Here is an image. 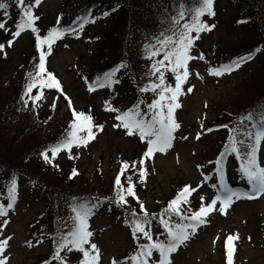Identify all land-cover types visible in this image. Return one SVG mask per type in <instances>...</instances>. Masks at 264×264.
Listing matches in <instances>:
<instances>
[{
  "label": "rangeland",
  "instance_id": "374dc122",
  "mask_svg": "<svg viewBox=\"0 0 264 264\" xmlns=\"http://www.w3.org/2000/svg\"><path fill=\"white\" fill-rule=\"evenodd\" d=\"M68 1L41 0L40 5H33L34 16L39 17L35 24H41L43 28L36 34L30 28H25L18 37L12 35L16 31L18 17L5 19L4 12H0V21H6V27L0 29V44L5 45L0 51V81L6 80L22 65L24 70L30 68L37 57L36 36L48 35L47 29L54 24ZM233 4V0H213L214 16L206 21L215 27L204 31L196 44V57L203 54L204 59H194L188 65L189 76L185 92L180 97L181 110L178 112L181 128L174 136L170 148L164 152H155L150 158L143 155L147 150V141H142L138 132L129 136L122 126H113L121 125V122L116 120V114L105 108L110 95L107 89L91 90L86 83V78L90 77L84 74H94L106 67L100 62L93 64L92 55L98 48L94 36H107L111 30L110 19L90 23L76 36L66 35L56 39L51 50L48 44L41 45V50L46 54L45 74L51 72L60 83L59 90L45 89L41 94L40 102L46 110L43 108L39 117L41 119L46 116L50 120L53 135L49 141L57 138L69 123L75 121L73 110L92 117L94 133V138L88 139L86 144H74L71 150L64 149L57 154L51 164L55 167L51 169L54 172L52 178L65 179L76 169L78 175L72 180L78 186L109 190L114 184L119 160L132 161L143 156L141 169L145 177L140 182L135 181L136 203L153 208L154 203L160 199L165 200L185 183L195 191L184 204V210L190 212L199 208L201 197L205 205L210 203L215 198L216 187H212L215 181L208 160L216 152L225 134V131L218 132L212 125L220 123V118L228 121L233 119L234 115L250 108L264 93L262 58L247 61L220 76L208 71L216 64L215 60L219 61L218 55L222 51L229 50L234 44L233 52L245 49L241 45L242 40L247 39L249 43L256 32L255 28L250 27L248 18V22L237 19L240 14ZM8 40L13 41L11 46H8ZM87 67L96 68L89 70ZM188 88H192V92L189 93ZM100 125L103 126L102 130ZM209 128L212 131H207ZM77 135L87 136L86 132ZM258 156L264 167V139ZM49 157L51 159V154ZM226 171V181L230 182V186L247 189L246 179L236 170L235 162L229 160ZM206 176L211 179L205 180ZM17 196V206L6 218L7 225H3V219L0 221V240L4 236V239L11 237L0 258L6 256V264H36L52 251L49 244L33 247L25 244L31 236L32 220L45 209L44 196L40 191L25 185H22ZM233 199L235 202L224 214L219 212L218 201L216 208L204 218L205 223L199 225L194 233L189 230L188 239L169 254L171 264H227L226 241L229 235L237 237L233 241V264H264V194L252 199L243 196L239 200L235 197ZM164 219L173 224L171 220ZM120 222L116 214L109 212L106 207H98L89 217L92 236L86 246L89 248L93 243L97 246V264H113V261L125 264L123 259L134 248L136 241ZM150 230L163 235L156 229V225L150 226ZM73 254L66 250L61 252L69 261Z\"/></svg>",
  "mask_w": 264,
  "mask_h": 264
},
{
  "label": "trees",
  "instance_id": "16d2710c",
  "mask_svg": "<svg viewBox=\"0 0 264 264\" xmlns=\"http://www.w3.org/2000/svg\"><path fill=\"white\" fill-rule=\"evenodd\" d=\"M233 1V5L240 14L237 17L248 18L251 23L250 27L255 28L256 32L251 36L249 43L247 39L242 40L241 45L245 49L233 52L232 49L236 46L234 44L229 50L222 51L221 55H218L219 62L234 60L241 54L250 53L251 55L257 54L264 60V0ZM5 2L9 8L17 7L15 0H5ZM26 2L32 3L33 1L26 0ZM182 6L192 8L193 11L181 19L180 24L177 25L174 22V17L179 19V11ZM196 6L198 4H194L193 0H69L60 13L59 23H57L58 20L54 22L47 32L52 28L68 27L69 25L75 32H81L96 20L110 19L109 28L111 30L107 36H94V43H97L98 48L92 55L93 64L96 65L100 62L106 67L95 72L96 75L91 73L84 75L90 77L91 85L101 84L110 88L107 108L115 109V112L122 114L139 105L142 113H148L147 105L152 100L158 99L162 91L158 87L161 73L164 76V86L175 87L172 66L171 68L167 67L168 61H164L163 64L157 63L163 60V52L167 50L164 47V42L169 37L175 39V33L179 31L183 23L191 22V16L194 15ZM105 11L108 12L107 16L103 15ZM205 15L201 17L203 21ZM81 24H83L82 28ZM38 25L35 33L41 32L43 28L41 24ZM191 35L193 36L192 33ZM153 51H158L160 54L152 55ZM36 55L37 57L30 64V68L24 70L22 65L15 69L6 80L0 81V203H4L5 206L7 204V187L13 176L17 180V188L25 180L28 186L40 191L44 196L45 209L31 223L35 230L33 235L36 238L42 237L45 242H51L55 247L60 242V237L66 235L74 227L75 213L71 206L77 202L90 204L96 201H105L114 209H119L118 211L121 212L119 218L126 221V217L130 226H133L134 219H143L145 212L148 220L159 221L162 214L165 217L172 215V218L180 220L178 216L165 211L173 196H167L165 200H158L153 204L152 210L144 209L142 212L131 202H128L129 205L125 203L120 208V203L118 204L114 199L117 194L112 187L109 190L91 189L78 186L79 184L69 180L68 177L65 179L52 178L54 172L51 169L55 167L46 164L39 154L65 139L71 131V123L67 125L62 134L49 141L50 136L53 135L50 120L46 116L41 118L42 120L39 117L44 105L39 100L35 101L33 105V101L25 95L30 80L29 74L35 77L38 71L36 67L39 63L38 52ZM121 63L127 67L121 68L112 78L113 81L119 82H107L105 73L113 71ZM153 65L156 66L155 69ZM87 68L90 70L96 67ZM44 75L46 78V74ZM146 86L149 87V91L141 92L140 89ZM151 86L157 87L153 91ZM44 89H48V87H40L37 82L31 95L41 94ZM164 95L166 100L161 103L166 105L171 93L165 92ZM24 100H28L27 106L24 105ZM261 104H264V93L261 99L250 105V108L239 112L240 114L234 115L233 119L228 121L226 118H220L221 124H227L229 129L226 134V144L230 131L244 115L246 120L239 124L238 129L235 127L238 130L235 134L236 138L240 139L241 134L245 131L255 133L256 129L253 125L259 127V121L264 117V113L256 115L254 120H248L247 117L248 113ZM164 112L165 114L167 112L166 106ZM150 115L151 113L145 118H150ZM223 148L220 152L224 151ZM31 181H35V185ZM159 203L161 204L155 206ZM133 213L136 214L135 217ZM140 243L143 242L138 241V245ZM144 243L147 244L149 241ZM136 250L139 251V247ZM52 255L54 256V254ZM81 255L82 253L78 252L72 256L71 263L77 262ZM132 256L133 254L130 253L129 258Z\"/></svg>",
  "mask_w": 264,
  "mask_h": 264
},
{
  "label": "snow or ice",
  "instance_id": "6c2138e0",
  "mask_svg": "<svg viewBox=\"0 0 264 264\" xmlns=\"http://www.w3.org/2000/svg\"><path fill=\"white\" fill-rule=\"evenodd\" d=\"M194 4H198L194 8V15L191 16V22L183 23L182 27L178 32L175 33L176 38H168L164 42L165 50L163 52V60L158 61L157 63L163 64L164 61H168L172 66V72L175 75V87H165L164 86V76L163 73L160 74V87L162 91L160 92L159 98L152 100L150 104L147 105L148 113H142L140 111L139 105L135 106V109H129L128 111L123 112L122 114L116 115V120L121 122V125H113L114 127L122 126L129 136L134 133H139V138L143 141H147V150L143 153L144 157L150 158L155 152H164L166 149L172 146L173 132L180 127L178 123L173 119V110L180 107V104L176 102L178 95L181 93V86L187 80L189 76V71L187 70V64L190 60L194 59H204L203 54L199 57L190 55V50L193 49L194 39L199 38V34L202 31L211 30L215 25L206 24L201 17L205 14L208 16H214L213 12V0H193ZM16 6L18 9L23 10V16L25 20L23 23H17L15 25L16 31L12 33L13 36L18 37L21 34V31L24 28H30L33 32H36L37 29L33 26V22L38 20V16L33 15V4L26 2V0H15ZM41 0H34V5H40ZM9 5L5 0H0V10H4V15L7 16ZM193 9L182 6L179 11V19H175V24L179 25L180 20L184 19ZM104 16L108 15V12L103 13ZM59 23V20L57 21ZM74 23V22H73ZM6 27V21H0V29ZM83 27V24L80 25ZM75 31L71 25L68 27L61 28H52L49 31L47 36L37 35L35 38L36 48L39 50L41 45L48 44L49 50H51L52 43L61 37L64 33ZM196 33V36H192L191 33ZM8 46H11L13 41L8 40ZM5 45L0 44V51L4 49ZM158 51H153L152 55H159ZM45 52L40 51L39 54V63L36 66L38 71L36 72L35 77H32L31 74L29 83L27 84L25 95L33 101L41 99L40 94L34 96L31 95L33 88L36 87L37 82L40 87L56 88L60 89V83L56 80L54 75L51 72L46 73L45 78ZM250 57H241L239 60H234L230 64H222L217 68H209V73L220 76L225 72H230L233 67H239L240 61L248 59ZM127 66L123 63L118 65L113 71L105 73L107 82L109 83H118L119 81H113L112 78L120 71L121 68H126ZM155 65L153 68L155 69ZM183 69L181 73L180 70ZM158 70V69H157ZM103 86V85H101ZM157 86H151L154 91ZM141 92L149 91V87H143L140 89ZM187 91L192 92V88H188ZM165 92H170L171 95L168 97L169 102L165 105L162 104V101L166 100L164 95ZM65 99H68L65 97ZM69 107H71V101H68ZM24 105H28V100H24ZM167 108L165 114L164 108ZM54 107V105H53ZM115 111V109H113ZM151 113L150 118H145L148 114ZM72 116L75 117V121L71 123V131L68 133L65 139H62L49 149L41 152L39 155L43 158L46 164H52L53 159L57 156L59 152L64 149L71 150L72 146L75 144L77 146L86 144L88 139L94 138L92 117L86 115L84 112H77L73 110ZM247 119L251 120L252 117L248 116ZM102 130L103 126H99ZM222 127H227L223 125ZM256 129L255 133L245 131L241 135L244 138L237 139L236 133L237 129H232L228 137V143L225 145L224 151L220 152L219 156L215 160V173L219 180V193L211 200L210 203L205 205L204 198L201 197V205L197 211L191 213V215H183L180 209V204L182 202L187 203V197L190 192L195 191L190 186H184L182 190L176 194V197L168 203V207L165 210L170 214L178 216L181 220V223L171 224L165 219H163V214L159 220V224L163 226L164 232L166 233V241L162 242L157 240L153 242L152 234L145 230L144 225L150 223L147 219V213L145 212L143 219H134L133 220V229L132 236L133 239L138 240L139 235L142 234L149 243H140L138 245L139 251L136 255L132 256L130 259L134 264H171L169 260V254L176 251L178 246L182 244L185 240L188 239L189 232L188 229H191L194 233L199 225L205 223L204 218L211 213L219 201V212L221 214L225 213V210L229 208L236 200H239L241 196L252 199L256 196L264 194V167L261 166V163L258 161V152L260 150L261 140L264 139V117L259 121V127L253 125ZM207 131H212L211 128ZM80 132H86L87 136H78ZM199 134H197V139ZM187 139V137H183ZM51 154V159L49 157ZM229 153H234L236 159L240 160L239 171L241 177L245 178L247 184L250 186V190L244 193H240L236 188L230 187L229 184L225 181V175L221 168V165ZM71 158V157H69ZM141 165L144 164V160L139 161ZM210 163H212L210 161ZM128 165L125 164L124 168H127ZM199 167V166H198ZM76 175H78L76 169H73L68 176L69 180H72ZM145 172L143 169L140 171V177L143 179ZM211 179L210 176H206L205 180ZM35 185V181H31ZM115 185L118 188H121V177L117 175L115 177ZM212 187H216L215 184ZM129 196L135 197V192L131 184L126 189ZM222 193V195H221ZM118 200L117 203H126L123 195V190L117 193ZM17 198V180L13 176L10 181V184L7 187V204L0 203V217L7 215V211L11 210L14 206V202ZM138 199V198H137ZM99 201H96L98 204ZM96 204L89 206L87 202H77L71 206L72 211L75 213V224L74 227L66 235L60 237V242L56 245V251L54 253L53 259L60 261L61 264H64L66 257L61 256V252L66 250L71 253L73 250H76L79 253H82L83 258L78 259V264H97L99 259V251L97 246L93 243L91 244V249L96 252V255H91L88 248L85 246L89 244V237L92 236V233L88 231L87 220L92 214L93 208L96 207ZM140 209L143 212L144 206L140 205ZM135 213L133 216L135 217ZM187 221V223H184ZM127 223V221H125ZM8 220L3 221V225H7ZM163 234V233H162ZM11 237L0 240V253L5 251V246L8 244V241ZM237 237L229 235L226 241L227 248V264H233V241ZM159 253V259L153 260V253ZM7 257L0 258V264H6ZM48 264V262H46ZM113 264H117L116 261H113Z\"/></svg>",
  "mask_w": 264,
  "mask_h": 264
}]
</instances>
